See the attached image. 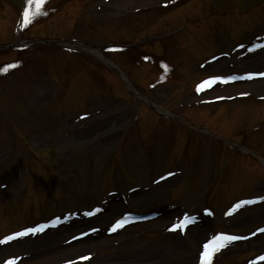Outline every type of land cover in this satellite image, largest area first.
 I'll use <instances>...</instances> for the list:
<instances>
[{"label": "rangeland", "instance_id": "obj_1", "mask_svg": "<svg viewBox=\"0 0 264 264\" xmlns=\"http://www.w3.org/2000/svg\"><path fill=\"white\" fill-rule=\"evenodd\" d=\"M25 2L0 45L85 46L0 51V264H264V0Z\"/></svg>", "mask_w": 264, "mask_h": 264}, {"label": "bare ground", "instance_id": "obj_2", "mask_svg": "<svg viewBox=\"0 0 264 264\" xmlns=\"http://www.w3.org/2000/svg\"><path fill=\"white\" fill-rule=\"evenodd\" d=\"M263 82H264V80H262V81H254V82H246V83H254V84L262 85L261 83H263ZM196 234H198V232H197V230H194L193 232H191V233L189 234V236H190V238H191L192 240H194ZM57 236H58V235L55 233V235H54L53 237H57ZM262 236H263V234H262L260 237H262ZM260 237H258V239H260ZM80 243H81V241H76V242H74V243H72V244H69V245H66V246H71V245L77 246V245H79Z\"/></svg>", "mask_w": 264, "mask_h": 264}, {"label": "snow or ice", "instance_id": "obj_3", "mask_svg": "<svg viewBox=\"0 0 264 264\" xmlns=\"http://www.w3.org/2000/svg\"><path fill=\"white\" fill-rule=\"evenodd\" d=\"M25 15H27V13ZM261 231H264V230H261ZM226 239L231 240V239H236V237H226ZM0 242H2V241H0ZM221 246H223V245H221ZM207 247L208 246L205 245V248H207ZM262 258H264V257H262ZM204 264H207V261H205Z\"/></svg>", "mask_w": 264, "mask_h": 264}]
</instances>
